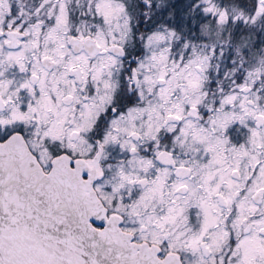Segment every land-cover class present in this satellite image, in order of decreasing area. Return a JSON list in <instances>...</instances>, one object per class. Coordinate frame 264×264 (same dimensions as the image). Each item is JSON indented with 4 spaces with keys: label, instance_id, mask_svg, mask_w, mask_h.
Here are the masks:
<instances>
[{
    "label": "snow or ice",
    "instance_id": "1",
    "mask_svg": "<svg viewBox=\"0 0 264 264\" xmlns=\"http://www.w3.org/2000/svg\"><path fill=\"white\" fill-rule=\"evenodd\" d=\"M0 264H264V0H0Z\"/></svg>",
    "mask_w": 264,
    "mask_h": 264
}]
</instances>
